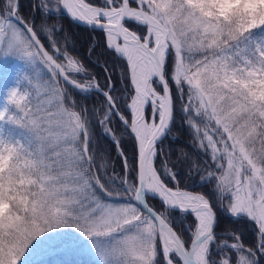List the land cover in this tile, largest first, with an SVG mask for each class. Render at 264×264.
I'll return each mask as SVG.
<instances>
[{"label":"snow or ice","instance_id":"obj_1","mask_svg":"<svg viewBox=\"0 0 264 264\" xmlns=\"http://www.w3.org/2000/svg\"><path fill=\"white\" fill-rule=\"evenodd\" d=\"M0 76V264H264V0H0Z\"/></svg>","mask_w":264,"mask_h":264},{"label":"trees","instance_id":"obj_2","mask_svg":"<svg viewBox=\"0 0 264 264\" xmlns=\"http://www.w3.org/2000/svg\"><path fill=\"white\" fill-rule=\"evenodd\" d=\"M28 2H29V0H22V3L27 4ZM77 32H79V35L76 37L77 45L79 47L80 53H84L88 47L89 34L84 29H77ZM97 51H99V49H97ZM73 54L76 55L77 53H73ZM92 59L93 60L96 59V54L92 55ZM84 62L86 64L88 63V61L86 59ZM95 70L97 72L101 71L99 68H96ZM121 71H122V69H120V68L117 69V76L120 74ZM101 75H102V73H101ZM117 76H114L113 78L116 79ZM0 81H1V79H0ZM118 87H119V85H118ZM113 158H115L114 152H113ZM189 190L199 192L202 189L199 186H190ZM243 223H244L243 221L240 222V224H243ZM242 230L244 231L245 236L248 238L245 240V242L246 243L250 242L251 236H250L248 230L247 229H242ZM185 238H187V233L185 234ZM29 261L31 262V264H89L90 259L79 261L77 258H74L73 254H71L69 252L61 251L58 253L57 251H48L45 254H39L38 256L36 255V256H34V258L29 256Z\"/></svg>","mask_w":264,"mask_h":264},{"label":"rangeland","instance_id":"obj_3","mask_svg":"<svg viewBox=\"0 0 264 264\" xmlns=\"http://www.w3.org/2000/svg\"><path fill=\"white\" fill-rule=\"evenodd\" d=\"M11 62H9V64H10ZM0 79H1V81H0V105H2V103H3V91H4V89H3V85L7 82V80H6V78L5 77H3V76H0ZM10 86V85H9ZM58 253L59 252H61V251H57ZM46 253V252H45ZM45 253H41V254H45ZM72 254V253H71ZM27 255V254H26ZM39 254H37V256H38ZM74 255V258H77L79 261H82V260H89L90 259V261H91V257H89V256H81V255H76V254H73ZM34 256H36V255H32L31 257L32 258H34ZM28 260H29V257H28Z\"/></svg>","mask_w":264,"mask_h":264}]
</instances>
